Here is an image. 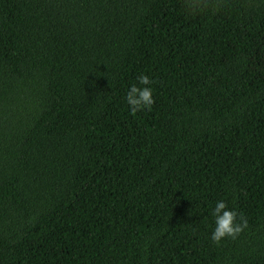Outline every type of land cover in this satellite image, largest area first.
<instances>
[{"label": "trees", "instance_id": "obj_1", "mask_svg": "<svg viewBox=\"0 0 264 264\" xmlns=\"http://www.w3.org/2000/svg\"><path fill=\"white\" fill-rule=\"evenodd\" d=\"M0 264H264V0H0Z\"/></svg>", "mask_w": 264, "mask_h": 264}, {"label": "clouds", "instance_id": "obj_2", "mask_svg": "<svg viewBox=\"0 0 264 264\" xmlns=\"http://www.w3.org/2000/svg\"><path fill=\"white\" fill-rule=\"evenodd\" d=\"M188 14L210 11L215 14L226 6V0H184ZM155 81L146 75L137 77V83L130 86L125 101L130 114L151 110L154 104L153 89L150 87ZM212 216L215 218V227L211 233V241L219 246L224 240H236L248 228L247 219L242 213L230 209L228 204L220 200L216 203Z\"/></svg>", "mask_w": 264, "mask_h": 264}]
</instances>
